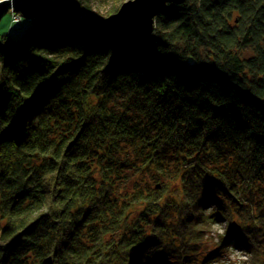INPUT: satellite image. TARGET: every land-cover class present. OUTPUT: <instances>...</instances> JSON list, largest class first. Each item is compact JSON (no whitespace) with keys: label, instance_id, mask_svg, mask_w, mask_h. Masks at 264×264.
Listing matches in <instances>:
<instances>
[{"label":"trees","instance_id":"obj_1","mask_svg":"<svg viewBox=\"0 0 264 264\" xmlns=\"http://www.w3.org/2000/svg\"><path fill=\"white\" fill-rule=\"evenodd\" d=\"M94 1L0 38V264H264V0Z\"/></svg>","mask_w":264,"mask_h":264},{"label":"water","instance_id":"obj_2","mask_svg":"<svg viewBox=\"0 0 264 264\" xmlns=\"http://www.w3.org/2000/svg\"><path fill=\"white\" fill-rule=\"evenodd\" d=\"M187 0H126L117 11L103 19L105 28L119 27L125 33L145 37L155 31L158 15L169 9L170 4H183ZM50 0H0V22L9 11L16 10L25 17H33L46 10Z\"/></svg>","mask_w":264,"mask_h":264},{"label":"rangeland","instance_id":"obj_3","mask_svg":"<svg viewBox=\"0 0 264 264\" xmlns=\"http://www.w3.org/2000/svg\"><path fill=\"white\" fill-rule=\"evenodd\" d=\"M126 0H121L118 3H116V0H95L93 2L94 9L99 10L102 14H104V18L107 16V11L112 7L113 4H118L119 6ZM45 11V10H43ZM41 11L40 13H42ZM37 14L33 17H25L20 12H17L16 10H11L9 13L3 17V19L0 22V38L3 36H8L5 42V45L7 47H10L12 45L13 39L10 38L11 32H15L14 34H18V31H20V28L27 20L34 19L37 17ZM103 18V19H104ZM103 22V21H102ZM227 225L225 221L218 222L214 224L211 231L207 234V238H209V243L212 242L216 244L219 242L220 237L222 234H225ZM251 259L250 253L246 252L245 249L241 250L240 248L232 247L230 246L228 248V253L226 255V258L223 260L224 264H248L247 260Z\"/></svg>","mask_w":264,"mask_h":264}]
</instances>
